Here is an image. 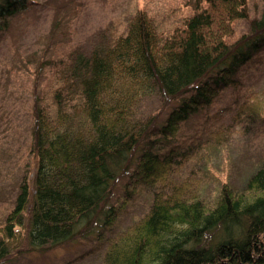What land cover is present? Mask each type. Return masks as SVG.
Listing matches in <instances>:
<instances>
[{"label":"trees","instance_id":"16d2710c","mask_svg":"<svg viewBox=\"0 0 264 264\" xmlns=\"http://www.w3.org/2000/svg\"><path fill=\"white\" fill-rule=\"evenodd\" d=\"M248 3L194 0L193 12L167 33L137 6L122 31L109 22L55 63L21 57L25 73L37 64L61 70L54 87L32 100L27 170L0 224V264L79 239L99 241L116 217L111 202L138 186L153 189L151 209L110 240L104 264H264V158L244 186L219 185L211 199L157 188L181 147L163 142L264 47V7L250 18ZM37 4L0 0V37ZM239 20L249 31L233 40ZM148 96L160 102L157 114L141 111ZM231 122H264V83L243 93ZM227 129L214 132V142Z\"/></svg>","mask_w":264,"mask_h":264},{"label":"rangeland","instance_id":"374dc122","mask_svg":"<svg viewBox=\"0 0 264 264\" xmlns=\"http://www.w3.org/2000/svg\"><path fill=\"white\" fill-rule=\"evenodd\" d=\"M193 4L194 0H39L14 18L8 32L0 37V224L13 207L27 170L34 94L54 87L61 70L47 64L38 68L37 64L25 73L21 57L32 55L35 60L31 64H35L42 55L39 62L51 59L55 63L73 47L85 45L109 22L122 31L137 6L147 11L158 32L167 33L193 12ZM263 7L264 0H249L250 18L259 17ZM248 31V22L239 20L232 39ZM263 83L264 47L238 67L233 84L220 89L209 106L181 122L176 134L163 142L168 148L173 144L181 147L176 164L167 170V177L157 183V188L164 193L176 188L183 197L211 199L223 184L233 189L244 186L264 158V122L231 121L243 93L258 90ZM159 103L155 97H144L141 111L144 115L157 114ZM228 126L225 140L214 142V132ZM152 191L138 186L132 194H121L123 199L115 197L111 206L116 209V217L100 229L99 241L94 236L79 239L40 252L22 253L1 264H104L110 240L150 211Z\"/></svg>","mask_w":264,"mask_h":264}]
</instances>
